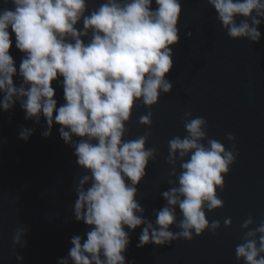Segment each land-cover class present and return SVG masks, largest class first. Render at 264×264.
<instances>
[{
    "label": "clouds",
    "instance_id": "obj_1",
    "mask_svg": "<svg viewBox=\"0 0 264 264\" xmlns=\"http://www.w3.org/2000/svg\"><path fill=\"white\" fill-rule=\"evenodd\" d=\"M208 3L230 38L259 43L264 0ZM0 5V109L9 112L19 103L26 120H45L44 137L59 125L60 137L74 149L84 173L75 185L73 211L75 220L88 226L86 239L73 236L68 256L58 264H128L130 232L138 227V248L190 241L193 232L215 233L220 222L209 223L206 210L223 207L217 189L224 188L235 148L226 150L208 138L207 120L186 112L187 135L168 142L167 163L176 179L161 193L166 204L154 210L153 224L144 217L137 196L157 149L146 147L150 133L124 139L138 106L151 109L161 94L172 92L167 75L174 67L173 46L180 43V0H103L92 9L88 0H0ZM12 34L15 48L23 53L19 70L10 54ZM53 82L63 89L65 103L59 107ZM139 123L150 128L151 111ZM34 131L22 127L19 139L27 142ZM227 138L235 139L231 134ZM253 223L250 216L241 225L250 230L236 247V259L264 264V221L250 228ZM231 224L230 218L224 220L225 227ZM173 226L179 231L173 232ZM26 233V228H17L14 249L24 246ZM16 259L23 257L17 253Z\"/></svg>",
    "mask_w": 264,
    "mask_h": 264
},
{
    "label": "water",
    "instance_id": "obj_2",
    "mask_svg": "<svg viewBox=\"0 0 264 264\" xmlns=\"http://www.w3.org/2000/svg\"><path fill=\"white\" fill-rule=\"evenodd\" d=\"M102 2L88 0V5L92 9ZM180 3V43L173 46L174 67L167 75L172 92L161 94L151 109L138 106L126 125L124 139L150 133L146 147L157 149L156 159L149 162L138 185L137 200L145 209L144 217L155 224L154 210L166 204L161 193L173 186L169 180L176 179L170 176L172 166L167 163L168 142L187 135L186 112L192 118L204 117L207 137L221 142L226 150L235 148L236 159L224 176L223 190L217 189L223 207L206 210L209 223L220 222L215 233L205 230L196 236L193 232L190 241L181 238L171 245L138 248V227L130 232L125 255L128 264H244L236 259L235 250L250 229L241 225L250 216L254 220L250 228L264 221V22L258 29L259 43L232 39L208 0ZM12 38L10 54L19 70L23 53L15 48L14 34ZM14 82L19 84V78L14 77ZM53 87L59 107L65 103L63 89L56 82ZM148 111L152 113L150 128L139 123ZM22 127L35 129L27 142L19 139ZM59 127L54 124L51 135L44 137L45 120L40 124L26 120L19 103L9 112L0 109V264H58L68 256L73 236L86 239L88 226L76 221L73 211L78 198L75 185L84 173L74 149L60 137ZM229 134L235 139L229 140ZM176 171H181L179 161ZM226 218L232 221L230 227L224 226ZM17 228H26L27 233L22 237L24 246L14 249ZM171 230L179 231L175 226ZM17 253L22 261H17Z\"/></svg>",
    "mask_w": 264,
    "mask_h": 264
}]
</instances>
